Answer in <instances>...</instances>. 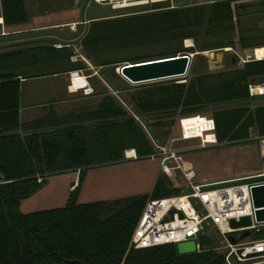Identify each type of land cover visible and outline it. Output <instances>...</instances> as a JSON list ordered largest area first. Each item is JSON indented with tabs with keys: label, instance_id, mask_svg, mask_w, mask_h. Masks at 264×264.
<instances>
[{
	"label": "trees",
	"instance_id": "trees-1",
	"mask_svg": "<svg viewBox=\"0 0 264 264\" xmlns=\"http://www.w3.org/2000/svg\"><path fill=\"white\" fill-rule=\"evenodd\" d=\"M231 1L94 20L79 47L93 66L102 68L114 63L106 58L107 52L134 46L178 45L154 55L191 50L181 47L185 39H192L200 51L229 47L233 22L242 7ZM0 17L5 27L27 23L23 0H0ZM238 41L246 48L260 46H248L240 36ZM70 56L67 47L46 46L0 53V264H222L223 256L208 248L183 256L176 254L173 245L131 248V237L149 198L146 195L78 203L88 169L121 162L126 149H133L137 160L147 158L155 149L146 132L133 118H126V110L106 91L97 93L101 99L94 107L63 115L50 108L44 116L20 123L19 78L69 71L62 67L70 64ZM42 66L44 73L39 72ZM72 67L82 69L76 64ZM102 76L113 85L107 72ZM261 76L264 61L198 75L185 83L140 87L131 95L130 111L140 117L165 113L166 118L155 124L162 134L151 132L154 139L163 141L178 109L181 117L191 118L198 112L184 109L210 107L216 142L236 144L247 141L251 131L264 135V106L250 111L246 104L228 107L226 103L246 101L247 82ZM70 171H78L77 185L62 207L25 214L19 211L22 201L44 187L47 176ZM172 187L168 176L158 177L150 198L178 194L177 189L169 190ZM201 244L206 247L210 241L203 238Z\"/></svg>",
	"mask_w": 264,
	"mask_h": 264
},
{
	"label": "rangeland",
	"instance_id": "rangeland-1",
	"mask_svg": "<svg viewBox=\"0 0 264 264\" xmlns=\"http://www.w3.org/2000/svg\"><path fill=\"white\" fill-rule=\"evenodd\" d=\"M219 1L224 0H172L171 2L167 1L158 4L129 7L131 6L128 4L129 0L116 3L107 1L96 3L91 0L85 11L84 19L86 24L84 30L75 41L67 42L58 37L44 36L24 41L1 43L0 53L36 46L53 47L56 49L67 47L71 50V56L68 62L71 65L76 64L82 68L79 70V74L85 77L89 87L93 90V94L88 97L83 96L82 93L78 91L71 94L68 98H61L60 101L62 102L55 105L53 109L58 115L66 114L73 109L94 107L101 99V95H97V93L106 91L124 110H126L128 114L126 118H133L137 122L138 127L146 132L154 149L153 141L155 144L180 151L182 162H180L179 165L181 169L193 170L196 175V181L211 182L255 174L264 170L263 152L258 141H243L237 142L236 144L216 142L215 144L203 145L202 141L198 138L186 141L181 140V121L182 118H187L179 115L181 109L176 111L168 135L163 138V141L157 140L153 138L151 132L155 130L157 134H162L161 128L155 126V124L166 118L165 113H151L140 117L130 111V105L131 95L137 88L170 83H185L198 75L228 72L238 69L239 66L231 63V54L225 52L224 49L232 48L236 52H243L250 49V47L246 48L242 46V42L238 41L239 36L244 38L248 46L260 45L257 48L264 47V4H262V0L231 1L233 6L242 7L238 8L237 19L233 22L235 30L232 35L231 46L229 47L200 51L192 39H185L181 42V47L183 49H188L185 46V44L188 43H185V41H189L193 47L191 50L174 54L154 55L169 51L170 47L177 48L178 45L169 46L167 44L154 43L148 46H134L127 49L123 48L107 52L106 58L114 61V63L107 68L93 66L82 54L79 47L81 37L89 28L90 22L94 20L118 18L125 15L147 13L160 9L194 5H207L210 7L212 3ZM23 3L27 11V23L16 27H5L1 24L0 40L34 34H55L62 38H70L79 34L80 15L84 0H23ZM74 23L78 25L74 26ZM70 25H72V27H70ZM202 32L203 30H201V34ZM201 40L202 35H200L199 41ZM186 53L194 54V57L190 65H187L186 72L180 75L182 77H178L179 75H177L165 77V79L153 82L131 84L119 74L120 68L124 65L147 60L153 61V59H166L164 57L171 58V56L180 54L187 55ZM150 54H152L150 57L134 59L136 56L141 57ZM63 66V70L68 69L67 65ZM41 68L39 72L44 73V67L42 66ZM104 71L112 78L113 85L109 84L103 78L102 73ZM69 74L70 72L67 73L68 77ZM254 79L255 81L262 80L264 76L256 77L252 80ZM50 82V79H38L25 83L20 89L19 103L21 108L27 107L26 105L29 103V100L26 96L31 91L38 93L42 92V96L39 98L41 100L39 101H46L43 103L51 101L48 100V92L45 91L47 87L49 91ZM51 83L53 86H56L55 82ZM240 104H246L249 110L252 111L258 106H264V97H248L246 101L230 102L226 103V106L230 107ZM184 110L198 112L197 116L201 119H204L203 117L208 119L211 118L210 107L193 106ZM29 114L33 116L36 113L35 111H30ZM24 120L25 117L21 116V122H24ZM122 120L124 119L122 118L117 121ZM209 134L210 133L207 135ZM253 135L255 134L251 131L250 137ZM171 165H175L174 162ZM164 175L168 176L173 182V187L169 188V190L177 189L178 193L185 190V184L180 171L172 170L169 174L163 173L160 167V160L157 158H144L142 160L132 161L122 160L117 164L90 168L86 171L77 201L78 203H88L99 200L105 201L128 196L145 195L150 198L157 178H161ZM77 178L78 171L47 176L44 187L32 197L22 201L19 206V211L25 214L62 207L65 204L68 194L75 189ZM172 194L174 193L170 195ZM209 233L211 241L209 246H204V248L221 247L220 238L214 234L213 230H210ZM250 239H252V237H250ZM219 252L222 254L225 251L220 250Z\"/></svg>",
	"mask_w": 264,
	"mask_h": 264
},
{
	"label": "built area",
	"instance_id": "built-area-1",
	"mask_svg": "<svg viewBox=\"0 0 264 264\" xmlns=\"http://www.w3.org/2000/svg\"><path fill=\"white\" fill-rule=\"evenodd\" d=\"M93 1L96 2V0ZM167 1L171 2L172 0H129L128 4L131 5L129 7H132ZM185 46L188 49L193 48L191 43L185 44ZM225 49V52L231 54V63L239 66V68L248 63L264 61V47H254L243 52H236L232 48H228V51ZM186 54L187 57L188 54L192 55L191 53ZM74 75H78V72H70L69 74L71 86L73 85ZM246 87L249 98L264 97V79L258 81L250 79ZM78 91L83 96L93 94V90L87 82ZM203 118L206 121L207 130L203 131L202 134L206 137L207 133H210L214 142L204 143L202 136L199 139L203 145L215 144L214 122L211 118ZM180 139L186 141L196 139V136L191 135L186 139L180 127ZM247 141H258L264 158V135H253ZM153 144L155 152L147 158L159 159L160 167L165 174H169L172 170H179L185 184V190L167 197L149 198L145 202L130 240L131 248L137 250L161 245H173L175 247L178 243L193 241L195 252L192 254H195L204 248L201 244L203 238L211 241L209 231L213 230L214 234L220 238L221 247H214L209 250L216 254H220V250L225 251L220 254L223 256L222 264H264V221H256L255 211L259 209L254 208L251 193L252 188L264 186V181L201 190L203 186L264 176V170L255 174L224 180L198 182L195 180L196 175L193 170L181 169L179 165L182 162L180 151L155 144L154 141ZM123 160H137L135 151L133 149L123 151ZM173 162L175 165H171ZM244 217H248L250 220L248 227L238 229L230 227L231 220L238 222ZM245 231L251 232L246 239L234 245L229 242V236ZM256 234L261 235V237L254 238Z\"/></svg>",
	"mask_w": 264,
	"mask_h": 264
},
{
	"label": "water",
	"instance_id": "water-1",
	"mask_svg": "<svg viewBox=\"0 0 264 264\" xmlns=\"http://www.w3.org/2000/svg\"><path fill=\"white\" fill-rule=\"evenodd\" d=\"M90 1L91 0H84L82 9H81V15H80V23L82 26V30L80 29L79 34H77L76 36H73L70 38H62L55 34H34V35L2 39L0 40V44L24 41V40L34 39V38H39V37H44V36L58 37L67 42L75 41L83 32L84 26L86 24L85 19H84L85 11ZM181 55L183 56L178 57L174 55L175 57H171L167 59H158V60H153V61H148V62L126 65L120 68V75L131 84H142L146 82L162 80V79H165V77L183 75L186 72V67L188 64V57L187 55H184V54H181ZM259 181H264V176H257V177L236 180V181L203 186L201 187V190L222 188V187H228L232 185H240V184H246V183H255ZM251 193H252L254 208L259 209L255 211L256 221L263 222L264 221V209L262 208H264V186H258V187L252 188ZM229 224H230V227L233 229L244 228L250 225V220L248 217H244V218H241L238 222L231 220ZM250 234H251L250 231L240 232L236 235L229 236L228 239H229V242L234 245L246 239ZM175 250L178 256L192 254L195 252V244L193 241L178 243L175 245Z\"/></svg>",
	"mask_w": 264,
	"mask_h": 264
},
{
	"label": "crops",
	"instance_id": "crops-1",
	"mask_svg": "<svg viewBox=\"0 0 264 264\" xmlns=\"http://www.w3.org/2000/svg\"><path fill=\"white\" fill-rule=\"evenodd\" d=\"M74 24H73L74 26L78 25L77 23H74ZM70 27H72V25H70ZM80 29L82 30L81 23H80ZM188 59H190L189 56H188ZM66 65H67L68 69H64V70H69V71H64L62 73L54 74L51 76L32 77V78H28V79H23L21 77L19 78V80L21 81L20 89L23 87V85L25 83H28L30 81H36L38 79H42V80L43 79H50V81L55 82L56 86H57V87L55 85L53 86L52 83L50 82L49 91L47 89L48 87L47 88L45 87L46 88L45 91L48 92V100H51V101H48L49 103L48 102L43 103L46 101H43V102L39 101V100H41L39 98H40V96H42L41 95L42 92H40V93L35 92V91L29 92L26 96L27 99L29 100V103L26 105L27 107L21 108V106L19 105L20 106L19 107V121H20V123H28V122H31L33 120H36V119L44 116L50 108L54 109L55 105L62 102V101H60L61 98H63V97L68 98L71 94H73L75 92V90H79L86 85V80L84 78H82V76L74 75V83H73V86L71 89V83H70V80H69L67 73L68 72H78V74H79V69H74V67H72V65H74V64L71 65V64L67 63ZM20 93H21V91H20ZM30 111H33V112L35 111L36 114L31 116L29 114ZM21 116L25 117L24 122H21ZM186 139H188V138L186 137Z\"/></svg>",
	"mask_w": 264,
	"mask_h": 264
},
{
	"label": "bare ground",
	"instance_id": "bare-ground-1",
	"mask_svg": "<svg viewBox=\"0 0 264 264\" xmlns=\"http://www.w3.org/2000/svg\"><path fill=\"white\" fill-rule=\"evenodd\" d=\"M106 1L110 2V3H116V2H126L127 0H96V2H98V3L106 2ZM1 24H3V20L0 17V25ZM187 43H189V41H187ZM225 50L228 51L229 49L227 48ZM193 55L194 54H192V55L188 54V56L190 58L188 64H190V62H191V57L192 58L194 57ZM178 57H180V56H178ZM144 62H148V61H144ZM138 63H142V62H138ZM133 64H136V63H133ZM128 65H132V64H128ZM124 66H126V65H124ZM78 75H80V74H78ZM178 77H182V76L179 75ZM178 77H176V78H178ZM156 81H158V80H156ZM73 83H74V78H73ZM72 86H71V89H72ZM77 91L78 90H75V92H77ZM181 123H182V129L186 135L185 138L186 137L188 138L191 135H195L196 137L202 136L204 143H213L214 142L212 135L209 134L205 137V135L202 134L203 131L207 130V124H206L205 119H201L200 117L195 116V117H191V118L182 119Z\"/></svg>",
	"mask_w": 264,
	"mask_h": 264
},
{
	"label": "clouds",
	"instance_id": "clouds-1",
	"mask_svg": "<svg viewBox=\"0 0 264 264\" xmlns=\"http://www.w3.org/2000/svg\"><path fill=\"white\" fill-rule=\"evenodd\" d=\"M120 74V73H119ZM196 138H198L199 139V137H196Z\"/></svg>",
	"mask_w": 264,
	"mask_h": 264
}]
</instances>
